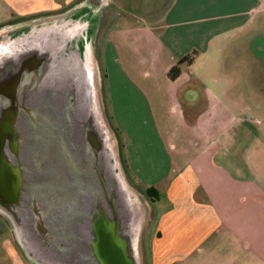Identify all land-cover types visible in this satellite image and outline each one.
<instances>
[{"label":"crops","instance_id":"crops-1","mask_svg":"<svg viewBox=\"0 0 264 264\" xmlns=\"http://www.w3.org/2000/svg\"><path fill=\"white\" fill-rule=\"evenodd\" d=\"M76 1L0 0V25ZM122 11L105 35V87L134 181L154 189L141 264H264V138L253 137L251 109L235 100L249 92L264 103V0ZM186 55L191 63L171 79ZM1 218L0 259L34 264L14 251Z\"/></svg>","mask_w":264,"mask_h":264},{"label":"water","instance_id":"water-1","mask_svg":"<svg viewBox=\"0 0 264 264\" xmlns=\"http://www.w3.org/2000/svg\"><path fill=\"white\" fill-rule=\"evenodd\" d=\"M80 13L0 33V214L35 264H141L149 206L107 115L96 20Z\"/></svg>","mask_w":264,"mask_h":264},{"label":"rangeland","instance_id":"rangeland-1","mask_svg":"<svg viewBox=\"0 0 264 264\" xmlns=\"http://www.w3.org/2000/svg\"><path fill=\"white\" fill-rule=\"evenodd\" d=\"M102 0H77L72 5H69L67 7H64L58 11H53L45 14L35 15V16H28V17H21V16H14L11 21L1 24L0 25V33L6 30L11 31H19L23 28L27 27L30 23H33L37 20L53 17L62 13L70 12L79 10L81 13L84 14L86 11L89 12V18L92 20H96L95 25V32H94V38H95V52H96V58L98 60L101 75H102V91H103V97H104V103L107 111V115L109 117V120L117 134L119 144H120V150L122 155V160L125 165V168L127 170V174L131 181L136 185V187L141 191L143 198L147 201L149 206V213L148 218L146 220V223L144 225L143 231H142V237H141V256L142 251L145 256V259L148 260V237L149 232L152 231L154 228V224L156 221V212L153 209L152 202L153 200L148 197L143 187H141L138 183L133 181V173L131 172L129 168L128 158H127V142L125 135L121 130H119L118 126L114 123L113 115H111V109L109 108L108 100L106 97L107 91L105 87V68H104V59H103V47H104V40L107 28L111 24V22H114V18L117 13L122 14V9H125L127 11H132L136 13H143L146 15L151 14V11L155 8L160 6H165L168 3V0H111L110 3L106 6H103L98 13V15H94L93 12L96 10L98 6H100ZM97 17V18H96ZM205 61H203L204 63ZM203 68V64L200 65V69ZM207 72V71H206ZM205 77L207 75H204ZM206 86V85H204ZM203 94L204 90H203ZM202 95L203 97H205ZM183 97V95H181ZM106 98V99H105ZM235 100L237 101L238 108H244L249 107L250 113L248 114V125L254 130L253 137H261L264 138V133L260 132V128H264V103L258 102V98L255 97L254 93L246 92L245 94L238 95V97H235ZM205 101V98H204ZM255 119V120H254ZM238 133V132H237ZM239 137H243V135H238ZM126 142V143H125ZM2 217V215H1ZM0 219H3L1 218ZM0 226L1 223H0ZM12 247L14 251L17 253H21L23 256H25L30 262H32L25 254L23 248L21 247L20 243L17 241L16 236L14 234V231L12 232ZM5 258V257H4ZM33 263V262H32ZM0 264H10L8 260H5L2 258L0 259ZM35 264V263H34Z\"/></svg>","mask_w":264,"mask_h":264},{"label":"trees","instance_id":"trees-1","mask_svg":"<svg viewBox=\"0 0 264 264\" xmlns=\"http://www.w3.org/2000/svg\"><path fill=\"white\" fill-rule=\"evenodd\" d=\"M192 61V57L191 55H186L184 57H182L178 63L176 65H174L170 70H169V77L171 79H176L177 77H179V75L181 74L182 72V64H184L185 62H188V63H191ZM133 181L135 180L134 177L132 178ZM154 189L152 188H146L145 189V192L146 194L148 195L149 198H151L152 200H154L153 198V193Z\"/></svg>","mask_w":264,"mask_h":264},{"label":"flooded vegetation","instance_id":"flooded-vegetation-1","mask_svg":"<svg viewBox=\"0 0 264 264\" xmlns=\"http://www.w3.org/2000/svg\"><path fill=\"white\" fill-rule=\"evenodd\" d=\"M255 47H256V50H257L258 52H260L259 45H256ZM263 57H264V54H263Z\"/></svg>","mask_w":264,"mask_h":264}]
</instances>
